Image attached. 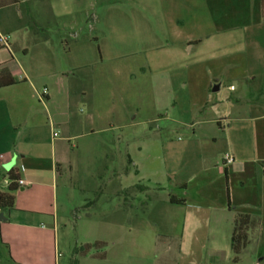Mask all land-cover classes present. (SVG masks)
<instances>
[{"label":"rangeland","instance_id":"1","mask_svg":"<svg viewBox=\"0 0 264 264\" xmlns=\"http://www.w3.org/2000/svg\"><path fill=\"white\" fill-rule=\"evenodd\" d=\"M201 1L27 0L23 3L22 24L31 29L26 46L31 52L36 51L40 45L33 36L45 38L49 55V61L43 64L38 54L31 55L25 64L33 73L36 90L47 88L51 98L39 100L40 105L29 109L0 108V135L25 151L37 147L36 139L30 137L31 115L39 114L49 125H57L54 148L61 163L57 195L61 227L57 254L52 242L38 250L46 264H155L161 260L159 250L167 247L168 241L157 236L165 235L168 228L159 224L153 213L156 206H151L156 200H167L168 192L143 181L142 192L137 190L132 198L133 192L127 195L136 212L140 211V227L131 234L127 229L123 234L124 194L119 179L125 172V152L140 165L149 167L159 155L160 139L165 136L159 133L173 125L172 119H183L190 124L204 114L208 120L216 117L218 110L214 104H209L202 113L195 111L191 115L186 92L196 95L201 81L187 79L186 65L179 63L178 54L171 51L174 48L171 42L178 39L175 35L182 39L199 36L200 27L209 33L214 27L230 28L245 23L242 11L246 1L206 0L204 7ZM58 7L61 16L55 18L52 9ZM251 18L256 21L249 17L250 21ZM178 22L181 27L177 28ZM174 28L178 30L174 32ZM221 34L219 41H231L243 35L242 31ZM245 34L249 41H262L264 27H256L254 31L249 26ZM167 42L169 46L165 45ZM161 44L165 48L156 50ZM160 66L166 69L157 71ZM165 76L168 78L161 80ZM171 82L173 91L168 86ZM221 84V93H215L218 99L230 96L227 88L231 84L239 87L237 81L227 78ZM175 100L179 108L173 111L171 104ZM190 115L195 118L191 119ZM36 134L39 146L48 141L47 131L39 130ZM140 144L142 153L137 150ZM0 147L5 145L0 143ZM1 153L11 160L2 167L0 164L1 174L5 175L3 183L13 168L12 161L21 155L6 148ZM162 209L158 207L156 211ZM184 225L180 217L170 229L173 234L181 235ZM203 244L206 246L208 241L184 240V247L191 251L202 248ZM86 245L93 247L88 249ZM133 245L141 248L140 257L127 256L119 263L118 250ZM15 258V249L3 248L0 264H14ZM245 259L241 264H252L256 257Z\"/></svg>","mask_w":264,"mask_h":264},{"label":"crops","instance_id":"2","mask_svg":"<svg viewBox=\"0 0 264 264\" xmlns=\"http://www.w3.org/2000/svg\"><path fill=\"white\" fill-rule=\"evenodd\" d=\"M25 1L0 0V38L7 42L5 45L0 40V81L15 82L0 87V108L8 111L40 105L38 94L47 90H36L33 73L25 64L28 58L33 57L31 55L36 57V54L38 59L42 58V64L49 61L45 38L33 36L34 42L40 45L36 51L31 52L26 46L31 29L22 24L21 7ZM245 1L242 11L245 23L230 28L214 27L209 33L200 27L197 28L198 32H202L199 36L182 39L175 35L178 39L171 42L174 47L171 51L178 54L179 63L186 65L187 79L201 81L196 94L198 97L186 92L191 115L195 111L202 113L209 104H214V109L219 112L216 117L208 120L207 114L201 118L190 115L191 119L195 118L190 124L183 119H172L173 125L159 133L165 136L160 139L159 155L149 167L140 165L125 152V172L119 179L124 194L123 234L127 229L131 234L132 230L140 227V211L136 212L130 198L136 197L137 190L143 191L139 188L143 181L168 192L167 200H156L151 206H156L153 213L159 224L168 228L165 235L157 236L159 240L168 241V245L159 250L161 260H156L155 264H241L246 256L251 259L256 257L252 264H264V39L249 41L245 34L249 26L254 31L256 27H264V0ZM205 3L206 0H202L201 6L204 7ZM55 10L52 9L55 18H60L61 9L58 7L57 13ZM235 11L239 13L237 9ZM249 17H254L256 21L253 22V18L250 21ZM178 26L181 27L179 22L176 23ZM237 31H242L243 35L231 41H219L221 33L225 35ZM165 45L170 44L167 42ZM164 48L163 44L156 46V50ZM163 69L166 68L160 66L157 71ZM167 78L161 77V80ZM223 78L237 81L239 87L231 84L227 88L230 96L218 99L215 93H221ZM155 85L157 87L158 83ZM217 85L219 90L214 92ZM168 86L171 90L174 88L172 82ZM47 91L48 100L51 93ZM178 108L179 102L173 101L171 109ZM221 110L224 113H220ZM29 126L32 130L30 137L33 136L37 143L33 149L21 151L19 146L6 142L0 135V143L5 145L0 147L1 167L11 163L1 153L3 148L20 154L19 159L12 161L13 168L26 186L15 193L13 209L0 210L6 218L0 220V235L11 251L15 249L17 258L13 260L14 264H46L38 250L52 242L56 255L61 227L57 199L61 163L54 148L57 125H49L44 116L37 114L31 115ZM12 128L17 132L15 126ZM39 130L48 132V141L42 142V146H39L36 137ZM137 150L143 152L141 144ZM227 156L233 158L232 163L225 161ZM131 192L133 194L127 199ZM171 197L185 203H171ZM158 207L163 208L162 211H156ZM239 215L252 217L257 225L249 231L248 245L235 261L230 241L234 220ZM180 217L185 224L182 233L173 234L171 225L176 224ZM185 239H203L208 244L191 251L184 247ZM117 254L119 263L127 256L136 259L141 255V248L135 245L130 249L122 247Z\"/></svg>","mask_w":264,"mask_h":264},{"label":"trees","instance_id":"3","mask_svg":"<svg viewBox=\"0 0 264 264\" xmlns=\"http://www.w3.org/2000/svg\"><path fill=\"white\" fill-rule=\"evenodd\" d=\"M14 80H11L9 83H3L0 81V87L10 86L14 84ZM0 175L1 171H0ZM5 175L0 178V181L4 180ZM6 179L9 181V185L5 186L4 182L1 185L0 190V210H11L14 208L15 204V193L20 190L18 181L20 180V175L17 170L12 168L6 175ZM142 190L144 187H139ZM171 203L174 204H184V200H177L174 197L170 199ZM257 223L248 215H239L235 218L233 223V230L231 236V250L235 255V261L238 260V257L241 255L242 251L247 247L249 241V231L254 228ZM95 246V245H94ZM93 245H86L85 248H92ZM8 249V246L5 245L1 239L0 235V257L2 256V249Z\"/></svg>","mask_w":264,"mask_h":264},{"label":"built area","instance_id":"4","mask_svg":"<svg viewBox=\"0 0 264 264\" xmlns=\"http://www.w3.org/2000/svg\"><path fill=\"white\" fill-rule=\"evenodd\" d=\"M0 40L3 42L4 41V43H5V45H7V42L5 41V39L4 38H0ZM231 90H234V87H231ZM38 97H39V99L41 100V101H44L45 99H47V97H48V91L45 89L44 91H43V93L42 94H38ZM57 136V134L56 133H54V137H56ZM225 161L227 162V163H232L233 162V158L231 157V156H227L226 158H225ZM4 184H5V186H8L9 185V181H8V179H6L5 181H4ZM18 185L20 186V187H26L25 186V182L23 181V180H19L18 181Z\"/></svg>","mask_w":264,"mask_h":264},{"label":"water","instance_id":"5","mask_svg":"<svg viewBox=\"0 0 264 264\" xmlns=\"http://www.w3.org/2000/svg\"><path fill=\"white\" fill-rule=\"evenodd\" d=\"M218 90H219V86L217 85L216 87H214L213 91L216 92ZM13 164H14V162H12V165H10V166H13ZM0 219H1V221L6 220V218L4 217L3 214L0 215Z\"/></svg>","mask_w":264,"mask_h":264}]
</instances>
